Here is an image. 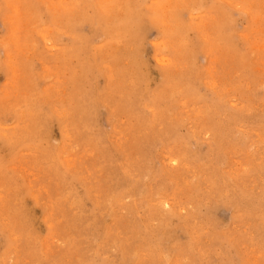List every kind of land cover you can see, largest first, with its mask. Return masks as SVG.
Instances as JSON below:
<instances>
[{
  "label": "rangeland",
  "instance_id": "obj_1",
  "mask_svg": "<svg viewBox=\"0 0 264 264\" xmlns=\"http://www.w3.org/2000/svg\"><path fill=\"white\" fill-rule=\"evenodd\" d=\"M0 264H264V0H0Z\"/></svg>",
  "mask_w": 264,
  "mask_h": 264
},
{
  "label": "bare ground",
  "instance_id": "obj_2",
  "mask_svg": "<svg viewBox=\"0 0 264 264\" xmlns=\"http://www.w3.org/2000/svg\"><path fill=\"white\" fill-rule=\"evenodd\" d=\"M72 1V0H71ZM52 2V1H51ZM57 8V7H56ZM152 13V12H151ZM77 16V15H76ZM93 19V18H92ZM7 20V19H6ZM75 20V19H74ZM80 20V19H79ZM101 20V19H100ZM67 22V21H66ZM72 22V21H71ZM75 22V21H74ZM87 22V21H86ZM212 24V23H211ZM216 24V23H215ZM221 24V23H220ZM29 26V25H28ZM218 26V25H217ZM174 27H176L175 25H174ZM109 28V27H108ZM121 28V27H120ZM177 28V27H176ZM31 29V28H30ZM69 29V28H68ZM180 29V28H179ZM217 29V28H216ZM182 30V29H181ZM206 30V29H205ZM12 31H13V29H12ZM63 31V30H62ZM125 31V30H124ZM61 32V31H60ZM122 33V32H121ZM78 34V33H77ZM108 34V33H107ZM180 34V33H179ZM74 35V34H73ZM14 36V35H13ZM12 36V37H13ZM216 39V38H215ZM14 41H15V39H14ZM3 42V41H2ZM51 42V41H50ZM129 42V41H128ZM125 45V44H124ZM212 45V44H211ZM128 46V45H127ZM158 46V45H157ZM115 47V46H114ZM18 49V48H17ZM16 49V50H17ZM112 49H113V47H112ZM115 49V48H114ZM129 49V48H128ZM19 50V49H18ZM63 50V49H62ZM65 50V49H64ZM119 50V49H118ZM31 51V50H30ZM128 52V51H127ZM131 52V51H130ZM57 53V52H56ZM100 54V53H99ZM126 54V53H125ZM98 55V54H97ZM101 55V54H100ZM116 55V54H115ZM23 56H25V55H23ZM30 56V55H29ZM28 56V57H29ZM94 56H96V55H94ZM105 56V55H104ZM190 56V55H189ZM17 57V56H16ZM128 57V56H127ZM9 58V57H8ZM102 58H104V57H102ZM125 59V58H124ZM6 60V59H5ZM169 60V59H168ZM215 61V60H214ZM117 63V62H116ZM133 63V62H132ZM126 64V63H125ZM65 65V64H64ZM108 65V64H107ZM111 65V64H110ZM115 65V64H114ZM85 67V66H84ZM111 67V66H110ZM28 69V68H27ZM22 72V71H21ZM134 73V72H133ZM58 74V73H57ZM56 74V75H57ZM45 75V74H44ZM51 75V74H50ZM22 77V76H21ZM54 80V79H53ZM135 81V80H134ZM131 82V81H130ZM129 83V82H128ZM7 85V84H6ZM181 85V84H180ZM115 86V85H114ZM81 87V86H80ZM145 87V86H144ZM210 88V87H209ZM5 90V89H4ZM57 92V91H56ZM7 93V92H6ZM68 101V100H67ZM64 114V113H63ZM160 116V115H159ZM33 117V116H32ZM161 117V116H160ZM177 118V117H176ZM196 118V117H195ZM71 123V122H70ZM18 136V135H17ZM204 138V137H203ZM119 150V149H118ZM173 168V167H172ZM134 170V169H133ZM132 170V171H133ZM139 172V171H138ZM143 174V173H142ZM171 176V175H170ZM45 191V190H44ZM67 199V198H66ZM36 200V199H35ZM52 204V203H51ZM159 209V208H158ZM3 217V216H2ZM54 217V216H53ZM20 220V219H19ZM80 234V233H79ZM158 234V233H157ZM206 234V233H205ZM13 236V235H12ZM149 240V239H148ZM133 242V241H132ZM76 244V243H75ZM80 245V244H79Z\"/></svg>",
  "mask_w": 264,
  "mask_h": 264
}]
</instances>
